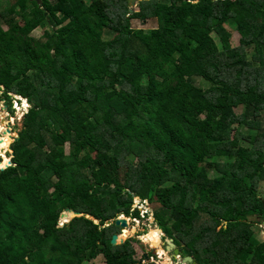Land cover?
I'll return each instance as SVG.
<instances>
[{
  "label": "trees",
  "instance_id": "trees-1",
  "mask_svg": "<svg viewBox=\"0 0 264 264\" xmlns=\"http://www.w3.org/2000/svg\"><path fill=\"white\" fill-rule=\"evenodd\" d=\"M41 4L0 10V100L31 105L0 169V264H138L113 245L135 197L196 263L264 264V0ZM67 209L100 223L60 226Z\"/></svg>",
  "mask_w": 264,
  "mask_h": 264
},
{
  "label": "rangeland",
  "instance_id": "rangeland-1",
  "mask_svg": "<svg viewBox=\"0 0 264 264\" xmlns=\"http://www.w3.org/2000/svg\"><path fill=\"white\" fill-rule=\"evenodd\" d=\"M16 0H0V10L4 9L7 5H11ZM121 5L128 6L129 0H117ZM150 0H138V4L135 8V12L140 11V5L143 2H149ZM131 12V11H129ZM19 25H23L22 19L19 17L16 18ZM3 24V23H2ZM135 29L138 30H156L159 28V23L157 20H152L148 25H144L141 22H135L133 24ZM3 29H8V26L3 24ZM229 30L233 33L232 44L234 48L240 47V35L235 32L232 28ZM44 33L42 28L34 30L31 33V37L34 39L40 38ZM250 51V50H249ZM252 51V50H251ZM249 52L248 54H250ZM198 85L204 87L200 80H197ZM16 101L12 103V110L9 109L8 105L5 101L0 100V147L4 149H0V169L5 166V163H9L13 160V149L10 148L12 143L19 137V132L23 128V118L24 114L28 112L30 109V103L26 100H20L19 97H15ZM261 115L264 118V99L261 103ZM5 121V122H4ZM264 123V119L262 120ZM3 130V131H2ZM6 130V131H5ZM7 130H10L7 132ZM67 152H70V145H67ZM220 161H225L226 158H219ZM7 167V166H6ZM118 180V179H116ZM261 197L264 198V185L261 188ZM161 207L158 203H151L150 201L142 200L139 197H135L133 213L134 211L141 210V217L136 218V216H127L121 215L119 219H126L129 222V225L126 228L122 229L121 234L119 235L118 243L114 246L124 244L128 240H133V246L136 249L135 260L138 263L144 264H192L185 263L184 260L186 255H181L178 259L175 258V252L172 250L173 247L169 245L170 237L164 233L163 229L159 225L157 211ZM65 214V212L63 213ZM62 214V215H63ZM69 218H64L61 216L60 226H64L67 223H70L75 217H77L74 213L68 214ZM81 217V216H80ZM88 217V216H86ZM91 220H95L97 224L100 221L96 220L94 217H89ZM255 220V219H254ZM252 219V221H254ZM257 223L258 221L255 220ZM114 222V220H113ZM260 225V223H258ZM227 224H222L219 229H225ZM262 228V229H261ZM258 230L257 236L262 241H264V228L261 227ZM156 232L160 236L159 244H155L154 242H150L147 237L151 236L153 232ZM136 240V241H135ZM156 245V246H155ZM169 247H171L169 249ZM87 264H107L104 256H100L98 259L94 260L91 263ZM194 264V263H193Z\"/></svg>",
  "mask_w": 264,
  "mask_h": 264
},
{
  "label": "water",
  "instance_id": "water-1",
  "mask_svg": "<svg viewBox=\"0 0 264 264\" xmlns=\"http://www.w3.org/2000/svg\"><path fill=\"white\" fill-rule=\"evenodd\" d=\"M31 1H35V2L41 4V0H31ZM137 4H138V0H129V1H128L129 11H131V15H134V14L136 13V12H135V8H136ZM40 7H43V5L41 4ZM9 131H10V130H7V132H9ZM10 148L13 149L12 145L10 146ZM13 155H14V151H13ZM8 165H9V166H12V165H13V160L10 161L9 163L5 164V166H3L2 169L5 168V167L8 166ZM69 213H74L77 217H80V216H81V217H83V216H88V218H89V217H93L91 214H87V215H86V214H83V213H81V212H76V211H74V210H72V209H67V211L65 212V214L62 215V217L65 218L66 216H68ZM75 218H76V217H75ZM89 219H90V218H89ZM116 223H117V225L121 226L122 228H126V227L129 225V222H128V220H126V219H118V220L116 221ZM113 224H114L113 220H110V221L108 222V226H111V225H113ZM260 226L264 228V221L260 224ZM118 239H119V235H115V236H114V239H113V244L116 245V244L118 243ZM135 241H136V240H135ZM124 243H125V242H124ZM169 245H170L171 247H173L172 250L175 252V256H176V257H177L178 255L181 254V249L177 247V245H176L175 242H174V239H170V240H169ZM171 247H169V249H170ZM186 254L188 255V251H186ZM184 262H185V263H194V264H198V263H195L194 258H193V257H190V256H187V257L185 258ZM139 264H144V263H139Z\"/></svg>",
  "mask_w": 264,
  "mask_h": 264
},
{
  "label": "bare ground",
  "instance_id": "bare-ground-1",
  "mask_svg": "<svg viewBox=\"0 0 264 264\" xmlns=\"http://www.w3.org/2000/svg\"><path fill=\"white\" fill-rule=\"evenodd\" d=\"M5 122V121H4ZM3 131V130H2ZM6 131V130H5ZM2 149H4V148H2ZM6 164V163H5ZM68 216H66L65 218H67ZM147 239L150 241V242H154L156 245L157 244H159V242H160V236L158 235V234H156V232L154 231L153 233H152V235L151 236H148L147 237ZM155 245V246H156Z\"/></svg>",
  "mask_w": 264,
  "mask_h": 264
},
{
  "label": "clouds",
  "instance_id": "clouds-1",
  "mask_svg": "<svg viewBox=\"0 0 264 264\" xmlns=\"http://www.w3.org/2000/svg\"><path fill=\"white\" fill-rule=\"evenodd\" d=\"M20 98V97H19ZM20 99H22V98H20ZM22 100H24V99H22ZM27 101V100H26ZM140 198V197H139ZM141 199V198H140ZM264 221V220H263ZM96 222V221H95ZM261 224V223H260ZM108 226V225H107ZM260 226V225H259ZM261 227V226H260ZM175 242V241H174ZM176 244V243H175ZM182 255V252H181V254L180 255H178L177 257L175 256V258L176 259H178L180 256ZM186 255V257L187 256H189V255H187V254H185ZM191 257V256H190ZM195 261V260H194ZM142 263V262H141ZM196 263V262H195ZM139 264V263H138ZM193 264V263H192Z\"/></svg>",
  "mask_w": 264,
  "mask_h": 264
},
{
  "label": "flooded vegetation",
  "instance_id": "flooded-vegetation-1",
  "mask_svg": "<svg viewBox=\"0 0 264 264\" xmlns=\"http://www.w3.org/2000/svg\"><path fill=\"white\" fill-rule=\"evenodd\" d=\"M164 231V230H163ZM165 233V232H164ZM178 247V246H177ZM179 248V247H178ZM181 249V252H182V255H184V254H186V251H185V253L183 254V251H184V248L182 247V248H180Z\"/></svg>",
  "mask_w": 264,
  "mask_h": 264
}]
</instances>
